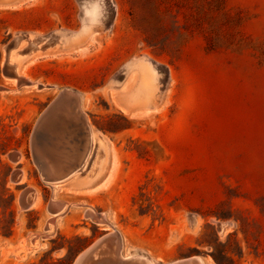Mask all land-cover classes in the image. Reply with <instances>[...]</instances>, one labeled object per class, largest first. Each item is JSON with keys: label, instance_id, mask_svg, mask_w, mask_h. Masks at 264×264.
<instances>
[{"label": "rangeland", "instance_id": "1", "mask_svg": "<svg viewBox=\"0 0 264 264\" xmlns=\"http://www.w3.org/2000/svg\"><path fill=\"white\" fill-rule=\"evenodd\" d=\"M65 89L91 146L52 183L38 152L64 163V129L34 133ZM6 189L0 264H74L107 233L153 264H264V0H0ZM85 264L127 263L102 249Z\"/></svg>", "mask_w": 264, "mask_h": 264}, {"label": "bare ground", "instance_id": "2", "mask_svg": "<svg viewBox=\"0 0 264 264\" xmlns=\"http://www.w3.org/2000/svg\"><path fill=\"white\" fill-rule=\"evenodd\" d=\"M22 37L21 36L17 37V42L15 43L17 47H21L20 44L23 42ZM35 44L36 43L34 41H30V42L28 41L27 44H22V48H20L19 50L23 54L28 55L29 53L33 52L35 50V48L36 49L38 48V46L35 47ZM12 65H14V64H12V62L9 63V60L7 59L6 60V68L11 67ZM16 75L17 74H14L15 77H16ZM18 80H22V79L19 78ZM13 81L15 82V80H13ZM68 90H70V89H68ZM70 92L76 94V92H74L73 90H70ZM76 98L68 99L65 103V106L63 107L65 113L62 117L61 127H63V129H64L63 134H65L64 140L62 141L64 144L63 145L64 147L61 146L62 144H60V145L56 144V145H58V147L59 146L63 147L64 160L63 159L62 160L64 161V163H60L59 162L60 159H58L59 161H57V162L49 161L48 159H46V157H47L46 153L47 152L44 153L40 149L38 152V154H40L39 160H41V162L43 164V172H44L47 180H49L52 183L60 182V181L64 180L66 177H68L69 175H71L73 172L77 171V169H79L83 165V163L87 160L88 155H89V150H90V146H91L90 145V139H88L89 137H87V135H89V133L85 134V129L87 132V129L89 126H88L87 121H86V115L81 111L78 98L77 99ZM52 122L46 123V125L43 126V129H41L42 135H44L47 130H50L51 126L55 127V124ZM56 127H58V126H56ZM57 131H58V129H57ZM80 133L81 134L84 133L85 135L81 136ZM53 136H55V135H53ZM50 144H51V142H50ZM38 147L40 148V146H38ZM57 148H56V150H57ZM43 150L46 151V149H43ZM67 164H69V165L67 167H65L66 170L63 171V169H64L63 166H65ZM30 195H33V194H30ZM31 204L33 205L34 201H32ZM62 208H63V206L58 207L57 209L59 211ZM57 214H58V212L55 213V215H57ZM90 215L91 216L94 215L92 211L90 212ZM100 217L103 218L104 215L102 214V215H100ZM220 230H223V229H220ZM109 234L110 233H107L103 238H101L97 241L98 242L102 241L104 238H107L109 236ZM116 238L118 239L119 242H121L120 237L117 236ZM119 245H120V243H119ZM94 246L95 245L92 244L88 248L83 250L78 255V257L76 258L74 264H85V261L87 260L91 251L94 249ZM102 249H105L106 251L108 249V252L110 254H113L114 258L121 261V262H126L128 264H153V262H151L149 259H146L147 262L145 263L144 259L123 256L120 253V249L117 247V244H115V243H110V244L106 243L105 245H103ZM169 264H204V263L200 257L192 256V257H188V258L181 259L178 261H174V262L169 263Z\"/></svg>", "mask_w": 264, "mask_h": 264}, {"label": "water", "instance_id": "3", "mask_svg": "<svg viewBox=\"0 0 264 264\" xmlns=\"http://www.w3.org/2000/svg\"><path fill=\"white\" fill-rule=\"evenodd\" d=\"M76 97H77V94L70 92V90H68V89H65L62 92H60V94H58V96L47 106V108L45 109V111L42 113V115L40 117V120L38 121V124L36 126L34 135L37 133V131L39 129H43L42 127L44 125H46V123H51L53 119H56L58 121L57 123L61 126L62 117L64 115L63 114V111H64V108L63 107L65 106L66 101L68 99H74ZM10 157L13 160H17L19 158V155H18L17 152H14V153H12L10 155ZM68 165L69 164L63 166V168H64L63 171L66 170L65 167H67ZM15 178L17 180L20 179V172H16L15 173ZM31 202H32V195H30V192L27 191L25 193V195L23 196L22 206L25 209H28L31 206ZM218 228H219V230L222 229V228L224 229V224H221V223L218 224ZM105 235L101 236L99 239L103 238ZM109 241H111V238H109V236H108L107 238H104L102 241H99L98 242L96 240L94 243H92L95 246H94V249L89 254L88 258L91 255L97 253L99 250H102L103 245H105Z\"/></svg>", "mask_w": 264, "mask_h": 264}, {"label": "trees", "instance_id": "4", "mask_svg": "<svg viewBox=\"0 0 264 264\" xmlns=\"http://www.w3.org/2000/svg\"><path fill=\"white\" fill-rule=\"evenodd\" d=\"M7 190V193H8V196L6 197L5 196V194L4 195H2V196H0V207L2 208V209H8V208H11L12 210H13V206H14V204H13V202H14V199H15V195L12 193V192H10V190L9 189H6ZM9 202V203H8ZM9 206H8V205ZM0 231L1 232H3V233H8L7 231H5V229L2 227V226H0ZM8 235H12V230H11V232H9L8 233ZM214 258H215V260L219 263V264H224L222 261H220V259L219 258H217L216 256H214ZM231 263L232 264H237V263H235V261L234 260H231Z\"/></svg>", "mask_w": 264, "mask_h": 264}, {"label": "crops", "instance_id": "5", "mask_svg": "<svg viewBox=\"0 0 264 264\" xmlns=\"http://www.w3.org/2000/svg\"><path fill=\"white\" fill-rule=\"evenodd\" d=\"M57 42H55L53 45H51V48H54L55 46V44H56ZM36 50H39L38 48L37 49H35L33 52H35ZM32 52V53H33ZM31 53V54H32ZM135 258H140V259H144V261H145V263L147 262V260L146 259H149L148 257H143V258H141L140 256L139 257H135ZM151 262H152V260L151 259H149ZM202 260V259H201ZM203 261V260H202ZM203 263H204V261H203ZM205 264V263H204Z\"/></svg>", "mask_w": 264, "mask_h": 264}]
</instances>
